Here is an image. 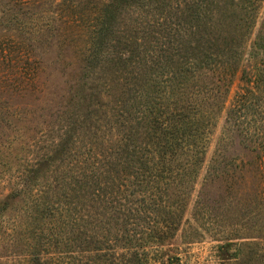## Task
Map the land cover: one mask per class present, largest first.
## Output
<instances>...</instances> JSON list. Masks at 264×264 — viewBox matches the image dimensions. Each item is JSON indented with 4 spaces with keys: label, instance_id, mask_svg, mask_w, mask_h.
Here are the masks:
<instances>
[{
    "label": "trees",
    "instance_id": "trees-1",
    "mask_svg": "<svg viewBox=\"0 0 264 264\" xmlns=\"http://www.w3.org/2000/svg\"><path fill=\"white\" fill-rule=\"evenodd\" d=\"M23 1L9 0L18 10L9 8L5 14L36 15L28 11L29 1ZM119 1L85 0L81 5L65 7L52 24L22 38V51L33 59L24 73L26 77L14 82L9 66H0V125H8V99L13 93L22 95L27 88L36 87L40 52L69 57L75 50L87 57L92 52L103 55L120 47L113 28L120 13ZM128 1H120L122 10ZM229 1L234 2L166 0L173 6L137 11L140 22L128 40L135 47V51L130 50L135 54L132 66L141 61L147 68L152 64L156 78L150 79L153 90L142 92L139 142L126 160L130 168L134 166L142 173L154 170L155 174L152 180L146 175L139 183L143 191L138 204L133 197L122 210V238L127 246L122 249L126 253L107 250L86 256L88 250L70 249L74 244H93L81 228L83 221H77L69 235L51 233L37 253L33 246L23 244L22 236L13 238L19 221L9 219L1 222L12 228L0 234V259H23L26 264H141L138 249L163 245L180 231L186 243L208 236L224 241L220 248L232 242L264 241V17L241 71V85L226 111L220 138L208 161L206 157L213 115L224 106L236 71L231 54L239 44L241 30L251 21L248 15L239 16L238 10L227 6ZM78 38L83 44L79 48L75 46ZM8 53L0 43L5 63ZM203 168L190 219L185 221L186 206ZM64 236L70 243L66 251H59L55 262L46 259L57 253L61 242L57 239ZM17 241L21 249H17ZM250 255H245L241 264H251ZM256 259L264 264V255Z\"/></svg>",
    "mask_w": 264,
    "mask_h": 264
},
{
    "label": "rangeland",
    "instance_id": "rangeland-1",
    "mask_svg": "<svg viewBox=\"0 0 264 264\" xmlns=\"http://www.w3.org/2000/svg\"><path fill=\"white\" fill-rule=\"evenodd\" d=\"M28 1V11L37 14L12 17L5 11H17L18 7L9 0H0V43L9 52L6 63L0 54V66H9L13 82L26 77L24 73L33 59L22 51V38L52 24L61 9L81 5L85 0ZM120 1V13L113 25L120 47L103 55L92 52L87 57L75 50L69 57L40 52L41 72L35 77L36 87L27 88L22 95L13 93L8 99V125H0V234L12 228L1 222L19 221L13 238L22 236L23 244L33 246L37 253L51 233L58 237L69 235L77 221H83L81 228L93 244H74L70 249L88 250L86 256L107 250L126 253L122 249L127 247L122 238V210L133 197L138 204L143 191L139 183L146 175L152 180L155 174L154 170L142 173L134 166L130 168L126 160L139 142L142 92L152 91L150 79L156 78L152 64L147 68L141 61L132 66L135 54L130 50L135 51V47L128 40L140 22L137 11L173 4L166 0H129L122 10ZM226 5L238 10L239 16L248 15L251 21L241 30L239 44L231 54L230 62L236 71L224 106L213 115L207 161L220 138L229 104L241 85V71L247 65L251 43L264 17V0H234ZM81 40L77 39V48L82 47ZM204 173L205 168L194 183L185 221L190 219ZM65 240V236L58 238L61 242L57 253L51 251L54 253L46 259L55 262L58 252L66 251L70 245ZM232 243L220 248L224 241H213L208 236L186 243L180 231L163 245L136 249L141 264H241L250 252L251 264L260 263L256 256L264 255V241ZM15 245L17 249L22 247L18 241ZM0 264H26V260L2 258Z\"/></svg>",
    "mask_w": 264,
    "mask_h": 264
}]
</instances>
